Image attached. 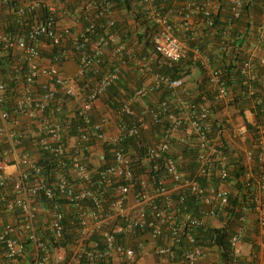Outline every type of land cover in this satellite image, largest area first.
I'll return each mask as SVG.
<instances>
[{
    "label": "built area",
    "instance_id": "2783aa9c",
    "mask_svg": "<svg viewBox=\"0 0 264 264\" xmlns=\"http://www.w3.org/2000/svg\"><path fill=\"white\" fill-rule=\"evenodd\" d=\"M15 1L0 0L8 11L0 20V247L6 258L24 256L30 241L32 264L50 258L55 264H134L150 251L160 264H199L206 250L191 231L219 219L217 227L233 228L229 264H264V114L256 109L260 105L264 112V90L255 88L257 63L264 65V56L252 51L238 66L247 96L254 99L242 124L230 109L237 94L221 69L222 58L240 50L231 31L247 2L227 0L230 17L212 57L191 49L176 31L179 22L190 26L199 14L210 16L212 0H130L129 12L152 23L149 33L143 19L125 23L128 11L120 10L115 0ZM178 9L181 14L173 20ZM262 21L258 30L264 36ZM190 50L203 67L215 103L225 106L223 113L215 114L209 101L184 98L175 108L162 102L138 114L135 105L142 100L185 85L184 78L154 71L156 58L180 62ZM7 55L8 75L2 64ZM69 62L77 64L74 76L63 70ZM124 75L141 81L131 85L116 109L106 105L109 114H91ZM10 81L17 83L12 90ZM107 146L113 163L106 159ZM181 148L195 152L194 172L181 167L188 163ZM232 148L241 149L247 185L243 194L254 192L253 206L234 213L229 211V188L199 181L210 179L213 171L221 181L232 177ZM43 160L52 162L49 172ZM189 195L202 200L197 213L190 210ZM58 198L68 200L66 209L76 210L72 232ZM67 232L72 234L70 246L56 247ZM121 235L135 236L136 243L120 242ZM184 240L188 247H181L178 258L176 249Z\"/></svg>",
    "mask_w": 264,
    "mask_h": 264
},
{
    "label": "trees",
    "instance_id": "16d2710c",
    "mask_svg": "<svg viewBox=\"0 0 264 264\" xmlns=\"http://www.w3.org/2000/svg\"><path fill=\"white\" fill-rule=\"evenodd\" d=\"M117 3V7L122 10L125 9L128 11V14L124 15V22L127 23L129 19L135 18V20L138 22H142L140 19H143V16L141 14H137L135 17L130 13L129 11L132 9V5L130 0H115ZM215 2V6L211 8V14L210 16H204L202 14H199L195 18V22L192 25H185L183 22H179L176 24V31L180 34L182 39L186 41L191 49L194 48H199L200 50L204 52H208V38L212 36L215 40L211 44L212 49L214 48V51L217 49L219 46V43L221 40H223V34H224V29L227 26V20L230 17V9L228 5L227 0H212ZM246 7H245V13L243 16L236 20L234 24V29L231 31V38L234 41H238L240 43V50L235 51L232 56H224L222 64H221V69L224 77L227 80V83L229 86L236 92L237 96H235L234 101L232 105L230 106V109L232 111V114L235 116L237 114H246L247 110H252V102L254 99L249 98L247 96V88L242 84L241 82V73L239 71V64L246 58V52L244 51L243 48V36L244 34H255L256 38L259 40V44L261 45V50L264 51V38H261L259 34V27L262 24V19H264V0H245ZM13 5H16L17 2L13 0ZM12 5V6H13ZM219 7V8H218ZM131 14V15H130ZM176 14H181L180 10L178 11L174 10L172 12V19H175ZM209 17L211 19H209ZM144 20V19H143ZM226 20V21H225ZM145 21V20H144ZM212 21L213 25L210 26L208 25V22ZM13 23V28L17 27V22L16 20H12ZM151 23V22H150ZM149 22L145 21L143 23V27L145 28L146 33H149L152 29L153 26ZM121 23L117 24V28L120 27ZM205 26V27H204ZM116 29V27H115ZM130 36L132 35L131 33L129 34ZM139 41H142V36H139ZM151 44L148 41V46L146 49V52L150 50ZM210 56H215V54H211L209 52ZM264 56V55H263ZM9 56L7 55L2 59V64L4 66V73L5 74H11V68L9 65ZM257 71H258V82L255 83V88H259L260 90H264V65L260 66L259 63H257ZM154 71H160L162 73H165L169 76H171L174 79H182L187 76L192 68L199 69L202 72V65L193 60V53L190 52L188 53V56L180 61V62H170L167 60H162L161 57H157L156 61L154 63ZM101 75V74H99ZM204 77L203 79L199 82V86L197 88V92L192 95L193 98L196 102H204L209 101L212 104L213 111L215 114H222L223 111L222 109L225 107L223 105H220L219 103L216 104L215 99H214V94L212 90L210 89V86L208 85V81L206 79V76L202 74ZM6 76V75H5ZM127 78V79H126ZM125 75L121 78V81L117 83L116 85L112 86L109 91L108 95L105 99H102L106 105L112 109H116L119 106L120 101L125 97V93H131V85L133 86L134 84H138L141 80L138 79L137 75ZM16 82H9L8 88L11 90L16 86ZM185 86H182L181 88L175 90V91H166V90H161L156 94H162L160 95V101L157 104H149V107L152 108H159L162 104V102H170L171 108H175L176 103L173 102V99L175 98V95L177 92H180L184 89ZM261 96V93H258ZM174 97V98H173ZM150 98V97H149ZM147 98V99H149ZM186 98V97H184ZM145 100H142V102ZM138 104H136V107H139ZM146 107H148V104H145ZM142 104V107L145 106ZM262 106L258 105L257 110L259 111V114H264L263 110L261 109ZM140 113H141V107H139ZM173 110V109H172ZM136 111V110H135ZM138 113V112H137ZM138 113V114H140ZM66 114L68 112L66 111ZM162 114H167L166 112H163ZM218 120H216L215 123V129L219 130L220 125L217 123ZM252 127V126H250ZM72 133H77L76 130L74 129ZM130 144L136 148V151L138 153L142 152V148L138 147V143L131 141ZM129 144V146H130ZM224 144L229 147V143L225 142ZM128 145H125L127 147ZM111 148L110 146H107L104 148L105 150V155L106 159L109 163H113L112 159L113 156L111 154ZM183 149V148H181ZM183 153L186 154V157L188 158V163L185 166H181L185 171L188 172H194L195 169L197 168V165L194 163L193 157L195 155V152L193 150H190L188 152L187 150L183 149ZM230 155H231V164L234 166L233 172H232V177L227 179L226 181H221L219 180L214 171L210 179H205L201 177L199 179L200 183L202 185H214L216 187L219 186H226L227 188L230 189V209L229 211L231 213H234L235 210L240 207H247L250 208L253 206V191L251 192V189L246 192V194H243L244 189H247V185L245 182V176H246V170L243 165L241 156H238V150L236 148H232L230 150ZM41 153L45 156L48 154L41 150ZM49 158V157H48ZM52 159V158H51ZM53 161V160H52ZM43 163L45 165L46 170L49 172L53 168L52 162L49 161H44ZM184 165V164H183ZM255 170H257L255 168ZM249 181V180H248ZM247 181V182H248ZM59 203H63L62 205H65V219H64V224L67 226L69 229H71L74 224L77 223V218H76V210L73 208V206H68V209H66V204L68 200H62V199H57ZM45 203H43V206L45 208L49 207V202L44 200ZM202 200L199 196L195 195H189L187 203L190 207V210L192 212L197 213L198 209L201 208ZM65 203V204H64ZM42 206V207H43ZM67 210V213H66ZM67 215V216H66ZM42 223V221H40ZM232 224H229L228 226H214L212 224H206L203 227H199L197 229H193L191 231V234L194 235L197 239L198 242L200 243L201 246L204 247L205 250H208L209 252L212 253V255L217 258L216 260L209 262V264H229V261L231 259V249H230V242L229 239L232 235ZM72 232V229H71ZM44 235H47V231L43 232ZM72 235V234H71ZM70 232H67V236H65V239L57 244H54L56 247H69L70 246V241L71 239ZM138 237L143 236L142 233L137 234ZM135 236H118V239L122 243H136V237ZM94 239L98 240V237L95 236ZM187 249L188 244L184 240L183 243L176 249V256L180 258L182 255V249ZM33 249V244L30 241L25 242V254L24 256L17 258L15 260H9L6 258L4 250L1 249L0 247V264H32L34 261L31 259V252ZM139 250V248H137ZM177 259V258H176ZM211 259V258H210ZM208 262V259L206 263ZM242 262V261H241ZM84 262L80 263H74V264H83ZM45 264H55L54 260L45 263ZM98 264H111L108 261H101ZM201 264V261L200 263ZM203 264V263H202ZM245 264V263H242Z\"/></svg>",
    "mask_w": 264,
    "mask_h": 264
},
{
    "label": "crops",
    "instance_id": "0c3cea01",
    "mask_svg": "<svg viewBox=\"0 0 264 264\" xmlns=\"http://www.w3.org/2000/svg\"><path fill=\"white\" fill-rule=\"evenodd\" d=\"M7 17H8L7 9H5L4 7L2 8L0 6V20L6 19ZM213 41L215 42L214 38L212 36H210L208 38L209 44L207 45L208 46L207 51H208V53L211 52V54L215 53L214 48L212 49L213 46L211 47V44ZM243 48H244V51L246 52L247 56H248V53L250 54L252 51L256 52V50H260V53L259 54L256 53V56L264 55V51L261 50L262 49L261 45L259 44V40L256 38L255 34H252V35L244 34V36H243ZM63 68H64L63 69L64 72L67 75L74 76L77 73V64L76 63L69 62V63L65 64ZM202 74L203 73L199 69L192 68L190 73L184 78L185 79L184 89L182 91L176 93L175 98L173 97L174 98L173 102L177 104L181 99H184V97L193 98L192 95L197 92L199 82L204 77ZM160 95H162V94H154L149 99H146L145 101L140 102L138 106L141 107V114L144 112V108L146 107L145 104L147 103L148 107H149V104H151V103L157 104L160 101V98H161ZM142 104L145 106L142 107ZM70 109L71 108L69 107L68 111H70ZM248 111L249 110H247L246 114L236 115L235 121L237 123H240V124L244 123L246 121L247 117L248 118L250 117V115L248 114ZM101 112H102V114H109V110L106 109V103H104L103 100H98L95 103L94 108L91 111V114L95 115V114H99ZM208 223L212 224L214 226H217V225H221L222 221L219 219H212V220H209ZM142 238L147 239V236H140V239H142ZM146 242H147V240H146ZM146 246L149 247V244H147ZM150 254L154 255V253L152 251H150V253L147 256H145L144 258H141V259L138 258L139 261H137L134 264H143V263L144 264H160L159 258L155 257L156 259L153 260ZM211 255H212V253L209 252L208 250H206L205 256L201 260V264L202 263L207 264L206 261H207V259L209 260Z\"/></svg>",
    "mask_w": 264,
    "mask_h": 264
},
{
    "label": "rangeland",
    "instance_id": "374dc122",
    "mask_svg": "<svg viewBox=\"0 0 264 264\" xmlns=\"http://www.w3.org/2000/svg\"><path fill=\"white\" fill-rule=\"evenodd\" d=\"M135 110H136V112L140 113V109H139V107H136V106H135ZM100 114H102V112L99 113V114H96V117H98V116L100 117V116H101ZM235 141L238 143L237 140H235ZM237 150H238V151H241V149H239V148H238ZM150 255H151V257H152L153 260L156 259L155 256H154L153 254H150ZM210 258H211V259H210ZM210 258H209L207 264H209V262H211V261H212V263H213V261L217 259V258H215L214 255H211Z\"/></svg>",
    "mask_w": 264,
    "mask_h": 264
},
{
    "label": "clouds",
    "instance_id": "9594fccd",
    "mask_svg": "<svg viewBox=\"0 0 264 264\" xmlns=\"http://www.w3.org/2000/svg\"><path fill=\"white\" fill-rule=\"evenodd\" d=\"M261 38H264V36H262L261 34H259Z\"/></svg>",
    "mask_w": 264,
    "mask_h": 264
}]
</instances>
